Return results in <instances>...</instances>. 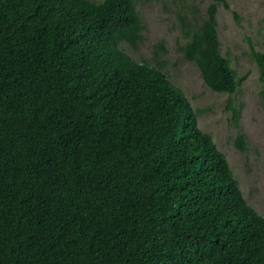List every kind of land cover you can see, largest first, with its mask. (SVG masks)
I'll return each mask as SVG.
<instances>
[{
  "label": "trees",
  "instance_id": "16d2710c",
  "mask_svg": "<svg viewBox=\"0 0 264 264\" xmlns=\"http://www.w3.org/2000/svg\"><path fill=\"white\" fill-rule=\"evenodd\" d=\"M220 4L179 48L237 121ZM142 29L135 0H0V264H264V215L226 155L180 88L120 46Z\"/></svg>",
  "mask_w": 264,
  "mask_h": 264
},
{
  "label": "rangeland",
  "instance_id": "374dc122",
  "mask_svg": "<svg viewBox=\"0 0 264 264\" xmlns=\"http://www.w3.org/2000/svg\"><path fill=\"white\" fill-rule=\"evenodd\" d=\"M227 1L228 8L218 6L217 30L221 51L239 79L231 94L237 121L227 105L229 94L211 89L195 62L179 48L209 0H135L142 38L135 46L127 42L120 46L136 60L158 67L180 88L197 113L198 125L226 155L244 198L264 215V92L250 52V43L264 51V0ZM238 132L246 136L245 149L235 144Z\"/></svg>",
  "mask_w": 264,
  "mask_h": 264
}]
</instances>
